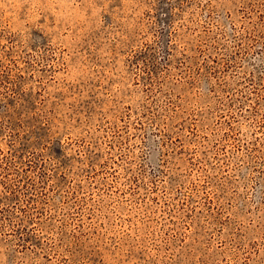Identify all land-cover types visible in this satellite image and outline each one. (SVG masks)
Segmentation results:
<instances>
[{"label": "rangeland", "instance_id": "obj_1", "mask_svg": "<svg viewBox=\"0 0 264 264\" xmlns=\"http://www.w3.org/2000/svg\"><path fill=\"white\" fill-rule=\"evenodd\" d=\"M0 264H264V0H0Z\"/></svg>", "mask_w": 264, "mask_h": 264}]
</instances>
